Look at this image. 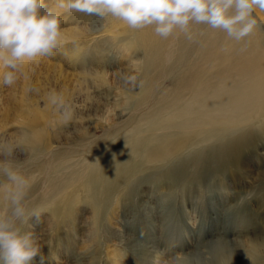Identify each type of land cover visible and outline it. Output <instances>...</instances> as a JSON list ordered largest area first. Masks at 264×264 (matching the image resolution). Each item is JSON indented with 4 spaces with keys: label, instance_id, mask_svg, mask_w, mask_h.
Masks as SVG:
<instances>
[{
    "label": "rangeland",
    "instance_id": "374dc122",
    "mask_svg": "<svg viewBox=\"0 0 264 264\" xmlns=\"http://www.w3.org/2000/svg\"><path fill=\"white\" fill-rule=\"evenodd\" d=\"M61 21L64 44L54 56L25 61L11 87L0 80V144L19 145L16 163L30 177L28 198L45 210L26 226L43 264H264V115L228 150L218 147L238 134L192 145L174 162L141 160L128 136L141 127L138 144H157L148 138L159 130L141 123L156 122L145 117L172 88L163 77L150 83L154 73L145 69L161 37L84 13H65ZM180 52L173 55L175 75ZM126 72L138 77L137 87L124 83ZM51 90L71 105L69 120L49 103ZM102 147H109L105 159H114V173L106 166L88 171ZM172 165L180 168L175 181ZM6 208L0 198V211Z\"/></svg>",
    "mask_w": 264,
    "mask_h": 264
},
{
    "label": "clouds",
    "instance_id": "9594fccd",
    "mask_svg": "<svg viewBox=\"0 0 264 264\" xmlns=\"http://www.w3.org/2000/svg\"><path fill=\"white\" fill-rule=\"evenodd\" d=\"M256 8L264 10V0H54L51 5L45 0H0V80L13 86L25 61L54 56L63 47L65 13L112 18L133 30L152 28L164 39L177 30L190 39L191 26L204 25L241 42L256 27ZM121 76L125 84L138 86L134 72ZM48 101L65 121L71 118V105L60 93L49 91ZM18 148L11 141L0 144V198L7 202L0 211V264H33L37 256L43 264L41 246L26 226L33 218L39 222L45 210L28 198L31 180L16 163Z\"/></svg>",
    "mask_w": 264,
    "mask_h": 264
},
{
    "label": "bare ground",
    "instance_id": "6f19581e",
    "mask_svg": "<svg viewBox=\"0 0 264 264\" xmlns=\"http://www.w3.org/2000/svg\"><path fill=\"white\" fill-rule=\"evenodd\" d=\"M254 13L257 24L245 41L229 40L222 31L193 24L191 39L177 30L169 38H161L155 58L152 51H148V67L143 66L154 73L150 83L163 77L172 88L164 90L162 96L155 99L154 110L145 117L156 122L141 123H148L159 130L148 138L157 144H138L142 140L138 136L142 128L136 127L134 135L128 136L129 145L137 146L133 154L138 153L141 160L147 162H174L177 159L173 157L175 154L197 147H190L192 145L217 142L238 134L235 140H221L223 143L218 148L228 150L231 145L239 143L241 137H246L252 120L264 115V13L259 8L254 9ZM171 43L175 48L173 53L168 52V44ZM179 43L182 44L181 50ZM166 45L167 50L163 52ZM178 52L183 62L175 75L172 74L175 67L173 55L176 57ZM145 85H148L147 81ZM167 94H170V99L165 98ZM174 133L180 138L176 140ZM108 149L101 148L100 162L91 163L88 171L99 173L103 166L110 174L117 170V166L113 170V158L105 159ZM199 152L193 156L195 165H201ZM174 165L168 170L172 181L178 178L176 170H180ZM105 175H95L93 180H102Z\"/></svg>",
    "mask_w": 264,
    "mask_h": 264
}]
</instances>
